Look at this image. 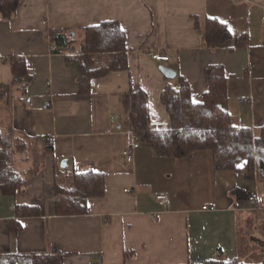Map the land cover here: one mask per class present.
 <instances>
[{
  "label": "crops",
  "instance_id": "crops-1",
  "mask_svg": "<svg viewBox=\"0 0 264 264\" xmlns=\"http://www.w3.org/2000/svg\"><path fill=\"white\" fill-rule=\"evenodd\" d=\"M208 18L225 23L235 37L245 33L247 45L236 47L232 39L207 47ZM104 20L124 30L128 68L93 77L81 92L82 30ZM56 29L73 32L65 52L50 50L49 31ZM152 53L170 59L158 61ZM10 56L25 58L32 74L24 93L11 84ZM107 59L94 58L98 66ZM214 64L227 77L233 122L257 137L264 125V0H20L11 18L0 17V129L37 138L11 161L32 178L14 195L0 192V254L60 252V264H206L240 259L243 245L264 253V177L259 170L246 176L245 160L237 169L216 170L209 149L159 156L144 142L131 162L123 155L132 134V86L147 95L150 126L167 128L162 89L177 87L181 76L199 103L208 88L205 69ZM161 65L176 76L165 77ZM87 170L104 174L103 195L88 199L84 214H56L54 183L65 185ZM159 193L167 204L155 199ZM21 204L38 206L40 214L18 216ZM12 219L17 232L9 229Z\"/></svg>",
  "mask_w": 264,
  "mask_h": 264
},
{
  "label": "trees",
  "instance_id": "trees-1",
  "mask_svg": "<svg viewBox=\"0 0 264 264\" xmlns=\"http://www.w3.org/2000/svg\"><path fill=\"white\" fill-rule=\"evenodd\" d=\"M20 0H0V17L9 19L15 13ZM50 40L56 52H65L73 42V32L65 29L49 31ZM204 44L216 48L229 40H235L236 47L247 45V35L234 36L227 25L217 18L206 19L202 32ZM81 54L77 56L78 82L81 92L89 90L90 79L101 77L110 71L128 68L125 32L116 20H104L96 25L84 27L82 30ZM107 54L106 64L98 66L95 56ZM12 73V85L20 87L24 93L32 81L25 58L10 56L8 58ZM208 88L203 100L192 101L188 83L178 77L177 87L166 85L161 92L169 115L167 128H152L148 98L145 91L132 86L129 93L131 131L140 137V141L148 143L159 156L184 157L193 150L209 149L212 152L216 170L237 169L242 160L246 161V176L252 177L254 170L264 174V125L260 134L254 137L249 127L236 125L226 108L227 77L219 64L205 69ZM5 94L0 87V97ZM37 139V138H36ZM28 135L9 136L0 129V192L14 195L18 188L28 183L31 174H21L14 170L12 159L21 154L36 141ZM46 149L52 151L48 137ZM46 150V151H47ZM47 154V152H45ZM55 212L58 215L84 214L87 211L88 199L100 197L104 193V174L93 170L75 172L67 184L54 183ZM237 191V189L235 190ZM242 190L238 189L237 193ZM19 216H36L40 214L38 206L21 204L16 206ZM9 229L17 232L20 224L9 220ZM62 253L8 252L0 254V264H60ZM206 264H264L246 262L237 258L224 261L211 259Z\"/></svg>",
  "mask_w": 264,
  "mask_h": 264
},
{
  "label": "built area",
  "instance_id": "built-area-1",
  "mask_svg": "<svg viewBox=\"0 0 264 264\" xmlns=\"http://www.w3.org/2000/svg\"><path fill=\"white\" fill-rule=\"evenodd\" d=\"M49 47H50L51 51H55L56 47L53 43H50ZM151 57L155 60H158V61H166V60L170 59L169 56L163 55V54H158V53H152ZM49 105L50 104L47 102V103L43 104V108H47ZM115 118H117V117H113L112 120H115ZM140 142H141L140 137L136 133L132 132L131 137H130V144L128 147H126L123 150V155L128 162H131L133 160L134 150L139 146ZM67 172L70 173V171H68V170H67ZM262 176L264 177V174H262ZM155 199L162 202L163 204H167V197L162 193L156 194ZM207 208L208 207L206 205L203 206V209H207ZM209 208H212V206H209Z\"/></svg>",
  "mask_w": 264,
  "mask_h": 264
},
{
  "label": "rangeland",
  "instance_id": "rangeland-1",
  "mask_svg": "<svg viewBox=\"0 0 264 264\" xmlns=\"http://www.w3.org/2000/svg\"><path fill=\"white\" fill-rule=\"evenodd\" d=\"M243 246H242V252L240 254V259L247 261V262H258V261H261L264 259V253H261L260 249H258L260 247L254 246V249L249 251L248 249L244 248ZM245 247H246V245H245ZM246 255H248V256H246Z\"/></svg>",
  "mask_w": 264,
  "mask_h": 264
},
{
  "label": "water",
  "instance_id": "water-1",
  "mask_svg": "<svg viewBox=\"0 0 264 264\" xmlns=\"http://www.w3.org/2000/svg\"><path fill=\"white\" fill-rule=\"evenodd\" d=\"M159 69L162 72V74L169 79H172L176 76V72L171 68H168V67L161 65V66H159ZM65 165H66V162L63 160L61 162V166L64 167Z\"/></svg>",
  "mask_w": 264,
  "mask_h": 264
}]
</instances>
